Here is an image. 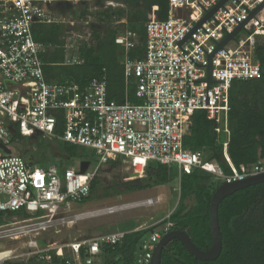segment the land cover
<instances>
[{"label": "built area", "instance_id": "2783aa9c", "mask_svg": "<svg viewBox=\"0 0 264 264\" xmlns=\"http://www.w3.org/2000/svg\"><path fill=\"white\" fill-rule=\"evenodd\" d=\"M96 1L0 0V243L6 245V249L0 250V264L50 263L53 255L65 264H95L102 246L121 244L126 233L99 235L61 247L54 242L45 247L39 244L41 234L47 230L72 224L84 216L66 217L72 202H82L90 196L91 183L109 161L121 159L130 173L138 177L143 176L151 162L175 165L181 175L200 170L223 183L264 172V167L259 166L241 167L240 172L230 166L232 174L225 176L217 164L204 161L200 152L186 150L182 143L185 118L205 111L207 118L216 123L214 132L226 136L222 147L229 163V88L233 81H255L261 77L254 52L264 40V9L212 57V80L224 83L207 84L208 107L203 104L206 83L193 81L207 80L208 55L264 0H227L180 47L176 44L220 0H168L167 18L144 24L139 59L130 57V51L138 45L137 35L126 30L119 32L114 44L121 48L125 87L132 83L135 86L140 100L136 105L127 100L123 104L108 101L104 75L83 87L72 82L50 83L43 75L40 55L49 46L34 41L33 28L66 25L58 17L62 7L77 9L80 4H87L89 13L100 8L124 7L118 0H99L100 5ZM92 21L87 17L80 23L85 28ZM124 23L125 19H121L113 25ZM68 24L63 65L79 66L83 63L79 57L83 33H74V24ZM241 31L246 32L245 38H238ZM15 135L19 138L13 139ZM26 138H48L90 149L98 156V164L91 172L88 167L84 174L72 167L61 173L57 166L35 169L31 160L14 154L11 148ZM154 202L157 199L143 201L147 206ZM117 209L111 207L90 214H113ZM14 214L19 218L6 217ZM169 215L162 219L165 225L141 243L136 264H151L156 244L171 231Z\"/></svg>", "mask_w": 264, "mask_h": 264}, {"label": "trees", "instance_id": "16d2710c", "mask_svg": "<svg viewBox=\"0 0 264 264\" xmlns=\"http://www.w3.org/2000/svg\"><path fill=\"white\" fill-rule=\"evenodd\" d=\"M124 7L120 9L100 8L89 13L87 4L77 7L79 21L87 17L93 19L84 29L79 48L83 63L79 66L63 65L65 43L69 27L65 24L37 25L32 30L34 41L49 46L40 55L42 72L47 82L64 84L72 82L80 87L101 76L106 77L107 99L116 104L125 100L131 105L140 103L135 95V86L125 87L121 48L114 44L120 29L133 32L138 37V45L130 51L132 59H139L144 45V24L149 20L163 21L167 18L168 0H118ZM102 2L97 0L96 5ZM125 19L121 25H113ZM254 61L260 66L261 77L255 81H233L229 88L227 115L228 144L227 157L223 155L225 141L214 132L215 121L209 120L205 111H196L186 117V134L182 139L183 148L200 152L208 163L217 164L223 175L232 174L231 167L252 169L264 167V46L254 52ZM19 138L17 135L13 139ZM56 143V142H55ZM61 146L55 153L62 164L80 158L77 146L58 143ZM54 152V151H53ZM23 152V157L31 160V154ZM22 155V154H21ZM117 161H109L111 167ZM119 162V161H118ZM216 178L200 170L182 174L176 185L170 166L151 162L143 176L118 185L124 192L148 190L154 186L173 185L177 188L178 202L170 212V230L184 232L200 250L207 251L211 246L209 227L210 200L220 184ZM96 178L90 186V196L95 191ZM118 193V192H116ZM84 200V201H85ZM222 248L219 256L210 262L194 260L182 244L173 240L161 252L160 264H264V183L241 189L220 202L217 211ZM165 220L148 228L125 234L121 244L102 246V264H136L139 247L146 236L164 226ZM110 256L111 258H108ZM6 263V264H31ZM65 264L63 259L52 256L50 263Z\"/></svg>", "mask_w": 264, "mask_h": 264}, {"label": "rangeland", "instance_id": "374dc122", "mask_svg": "<svg viewBox=\"0 0 264 264\" xmlns=\"http://www.w3.org/2000/svg\"><path fill=\"white\" fill-rule=\"evenodd\" d=\"M77 13V9L62 7L58 10V17L63 19L67 23L66 25H69L68 23L74 24V33L82 34L85 28L82 27V24L78 20ZM122 30L123 29H120L121 32ZM246 35V32L241 31L238 38H245ZM262 45L264 46V40L262 41ZM122 62L123 58H121V63ZM1 83L0 77V84ZM220 138L224 139L226 136L220 134ZM58 143L59 142L55 143L48 138L38 139V141L26 138L22 139L19 144L12 145L11 148L14 154H22V156L24 151H28V154H31L32 166L35 169H46L51 166H57L58 172L61 173L63 169L67 167H72L75 170L79 169V163L81 161L90 162L89 172L94 170L97 166L99 160L98 156L95 155L94 151L87 148H79L80 158L71 160L67 165L62 164L60 157L55 153V149L58 150L61 147ZM118 161L114 167H111L109 164H105L101 167L96 176L97 184L91 198L82 202H72L71 212L67 214L66 217L85 215L111 207L141 203L147 199H157L158 202H154V204L150 206L145 205L124 211L121 210L113 214L95 215L93 217L79 219L73 224H60L41 234L39 239L41 247H45V245L50 242H54L57 247H61L76 240L89 239L99 235L118 232L128 233L145 229L158 224L175 208L178 202V195L176 194L177 188H173V185L154 186L148 190L133 192H124L121 188H118L119 184L134 179L131 177L128 165L122 162L121 159ZM170 168L173 177L176 179V185H178L181 174L177 166L172 165ZM222 183L221 179L216 178L215 184L221 185ZM6 217L19 218V215L14 214ZM0 220H2V218H0ZM6 222H9V220ZM0 224H2L1 221ZM148 240L149 236H146L143 241L147 242ZM7 247L10 246L8 245ZM2 249H6L4 243H0V250ZM108 258L111 257L108 256ZM104 260L105 256L100 255L99 258L95 259V264H102ZM38 263L41 262L37 261L31 264Z\"/></svg>", "mask_w": 264, "mask_h": 264}, {"label": "water", "instance_id": "95a60500", "mask_svg": "<svg viewBox=\"0 0 264 264\" xmlns=\"http://www.w3.org/2000/svg\"><path fill=\"white\" fill-rule=\"evenodd\" d=\"M227 0H220L202 19L198 22L176 45L180 47L202 24L211 17L217 9H219ZM264 9V1L259 4L250 15L233 31L231 32L207 57V80L206 81H193L206 83V98H204L203 104L208 107L210 105V98H207V84L208 83H224V81H213L212 80V69H211V59L212 57L234 36L243 30L244 25L252 18L255 17L257 13ZM4 149V148H3ZM6 153L8 150L4 149ZM90 162L81 161L79 163V173L84 174ZM131 177L137 178V174H131ZM264 183V172L254 175H250L242 181L222 183L218 186L216 191L211 197L209 205V227L211 231V246L207 251H200L190 240V238L182 231L171 230L165 235H163L155 246L152 254L151 264H160L161 262V252L165 246L173 240L179 241L185 250L193 256L194 260L202 262L214 261L220 254L222 248V238L218 223V206L221 201L229 197L233 193L258 184Z\"/></svg>", "mask_w": 264, "mask_h": 264}, {"label": "bare ground", "instance_id": "6f19581e", "mask_svg": "<svg viewBox=\"0 0 264 264\" xmlns=\"http://www.w3.org/2000/svg\"><path fill=\"white\" fill-rule=\"evenodd\" d=\"M242 181V180H241ZM237 182V181H236ZM146 204H144L143 202H141V203H136V204H130V205H124V206H121V207H119V209H117L118 211H124V210H128V209H132V208H137V207H140V206H145ZM116 210V211H117ZM114 212V211H113ZM110 213H112V212H102V214H110ZM101 214V213H100ZM92 216H95V215H92V214H85L84 216H82V217H78V218H76L77 220L78 219H85V218H88V217H92ZM73 221H74V219H73ZM74 223V222H73ZM72 223V224H73ZM69 224H71V222H69Z\"/></svg>", "mask_w": 264, "mask_h": 264}]
</instances>
